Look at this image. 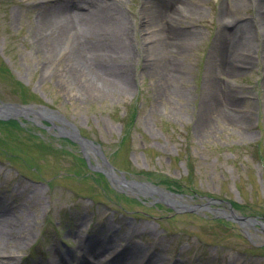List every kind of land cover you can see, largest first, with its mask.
<instances>
[{"label": "rangeland", "instance_id": "obj_1", "mask_svg": "<svg viewBox=\"0 0 264 264\" xmlns=\"http://www.w3.org/2000/svg\"><path fill=\"white\" fill-rule=\"evenodd\" d=\"M107 1L124 16L129 39L126 63L104 70L82 66L69 30L45 48L39 16L54 0H0V101L59 111L127 181L191 196L175 198L189 206L229 201L237 214L264 220V26L255 0ZM161 24L177 42L162 44ZM235 25L248 26V44L236 42ZM225 32L229 42L220 39ZM226 42L245 50L235 65L231 51L218 77L212 57ZM166 59L170 76L160 73ZM210 82L223 86L220 111L230 121L207 113ZM29 118L0 120V264H43L47 256L60 263V252L68 264L90 237L109 242L114 234L113 247L89 254L94 264H146L152 256L157 264H264L260 225L167 206L157 193L115 183L89 170L81 146L49 121ZM126 244L141 251L110 260Z\"/></svg>", "mask_w": 264, "mask_h": 264}, {"label": "bare ground", "instance_id": "obj_2", "mask_svg": "<svg viewBox=\"0 0 264 264\" xmlns=\"http://www.w3.org/2000/svg\"><path fill=\"white\" fill-rule=\"evenodd\" d=\"M85 7H82L80 4H76V0H54V6H50L44 9L41 16H39L40 25H39V32L41 37L43 38V42L45 43L44 46L48 50L51 49L54 45L58 44L59 41L62 39L63 32L69 30L66 34L71 35V47L70 51L76 50L81 57L82 66H120L118 65V59L122 58L123 62L126 61V52L124 48L129 39V31L127 23L124 20V16L116 13V6L107 0H84ZM256 2V14L261 21V24L264 26V0H255ZM84 10V11H82ZM162 15V12L159 13ZM171 16L167 15L169 19ZM236 29L232 32L236 34L240 33L239 38L235 39L236 42H249L248 37L250 32L247 25H235ZM161 30V35L164 40L162 44L166 41L167 43H171L172 41L175 43L177 42L176 36L174 34L173 40L170 38H166L164 35L165 27L163 24L159 26ZM170 27L167 26V31ZM148 35H150L147 39L148 43L153 40V30L146 31ZM152 36V37H151ZM156 36V35H155ZM158 36V35H157ZM165 37V38H164ZM228 38L230 36L220 35V39L225 42H229ZM66 39V38H65ZM176 39V40H175ZM226 42L225 47H221L219 53L213 55L212 59V66L215 68V74H219L221 70L225 71L226 65V56L234 50L231 55L232 63L235 65L236 62L239 61L238 52L245 50V48H240L236 50L235 48L229 47ZM48 44V45H47ZM147 48V50H149ZM163 52L164 49H163ZM243 56V55H242ZM264 56V53H263ZM167 59L165 60L166 64ZM126 63V62H125ZM232 64V67L234 66ZM102 68V69H103ZM163 75L170 76L172 75V70L170 69L169 65L162 66L160 68ZM105 70V68H104ZM111 73L114 72L113 69H108ZM108 71V72H109ZM208 73V71H207ZM233 74H238V71H231ZM116 74V73H115ZM114 74V77L117 81L118 77ZM211 74V72H210ZM219 77V76H218ZM167 79V78H166ZM117 87H120L121 84L119 82L115 83ZM208 91L210 96L207 99V113L212 117L216 114H222L221 117L223 120H231L230 113H224V109L220 111V101L222 100V104L226 107V95L223 94V86L216 84V82H210L208 86ZM222 93V95H221ZM221 95V96H220ZM221 99V100H220ZM226 99V100H225ZM227 108V107H226ZM243 119V117H242ZM236 121H238L236 119ZM88 151H92L91 148H88ZM119 179L118 176H115ZM178 204H182L181 202H177ZM110 231V230H109ZM115 235V234H114ZM114 235L109 236L108 241L100 242V238L95 235V237H90L87 240L86 244V251L83 254V264H92L90 260H88V254L91 253H99L107 251L111 246L113 247ZM108 237V236H107ZM2 250V248H0ZM141 250L135 246H126L123 248L122 256L125 255V261H129L131 256H135ZM2 254H8L2 253ZM12 254V255H11ZM10 258H16V253H11ZM100 258L103 254H99ZM114 256V255H113ZM121 256V257H122ZM104 257V256H103ZM153 258L150 259L146 264H157L158 257L152 256ZM97 258V256H96ZM103 259V258H102ZM116 260V259H114ZM72 264V263H70ZM106 264V263H105Z\"/></svg>", "mask_w": 264, "mask_h": 264}, {"label": "water", "instance_id": "obj_3", "mask_svg": "<svg viewBox=\"0 0 264 264\" xmlns=\"http://www.w3.org/2000/svg\"><path fill=\"white\" fill-rule=\"evenodd\" d=\"M28 114H35L36 116H38L41 119L44 120H51V119H57V120H61L58 115L57 112L54 110H50L49 108L46 107H42V106H36V105H31V106H22V105H18V104H5V103H1L0 105V119H4V120H8L10 118H18L19 116H27ZM65 123V122H64ZM67 125H69L71 127V138L77 142H79L81 144V146H83V148L90 147L93 150H95L96 152H100L99 151V146L95 145L92 141L83 138L78 129L71 123L67 122ZM86 152V150H85ZM109 171H103L105 172L109 178L115 180V171L113 169V167L109 164ZM123 179V178H122ZM141 188H143L145 190L149 189L152 190L151 186L148 184H140ZM153 190H157L156 187L153 188ZM160 193V195H162L163 191H158ZM167 196H173V194L171 193H164ZM215 201H210V203H214ZM187 209L190 210V207H185ZM228 218H231L233 221L239 222L240 224L242 223H250V222H254L255 220L252 218H246V217H240L237 216L234 212V209L232 208V206L230 205V215H227Z\"/></svg>", "mask_w": 264, "mask_h": 264}]
</instances>
